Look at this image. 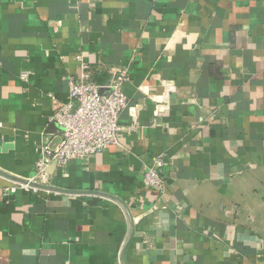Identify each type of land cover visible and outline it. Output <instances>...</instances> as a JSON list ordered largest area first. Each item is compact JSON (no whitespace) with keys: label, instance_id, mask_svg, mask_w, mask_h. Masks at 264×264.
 I'll return each instance as SVG.
<instances>
[{"label":"crops","instance_id":"0c3cea01","mask_svg":"<svg viewBox=\"0 0 264 264\" xmlns=\"http://www.w3.org/2000/svg\"><path fill=\"white\" fill-rule=\"evenodd\" d=\"M76 56L127 74L119 146L6 191L59 141ZM0 264H264V0H0Z\"/></svg>","mask_w":264,"mask_h":264},{"label":"built area","instance_id":"2783aa9c","mask_svg":"<svg viewBox=\"0 0 264 264\" xmlns=\"http://www.w3.org/2000/svg\"><path fill=\"white\" fill-rule=\"evenodd\" d=\"M79 74L67 76L68 101L62 104L50 122L62 129L61 137L55 145L44 139L39 146L40 158L35 164L36 180L14 182L6 189L39 190L38 184L45 177V170L51 162L65 166L72 159H81L104 152L109 147L119 146L120 126L118 119L128 105L123 93V85L128 81L127 74L121 70L105 86L97 85L93 75L97 67L85 63L81 56H76ZM28 73L22 72L20 79L27 81ZM134 126L127 128L128 133ZM164 154H159L143 167V184L154 189L160 195L166 191V185L160 176L164 164Z\"/></svg>","mask_w":264,"mask_h":264},{"label":"water","instance_id":"95a60500","mask_svg":"<svg viewBox=\"0 0 264 264\" xmlns=\"http://www.w3.org/2000/svg\"><path fill=\"white\" fill-rule=\"evenodd\" d=\"M58 132L62 133V129L58 127ZM55 163V162H54Z\"/></svg>","mask_w":264,"mask_h":264}]
</instances>
